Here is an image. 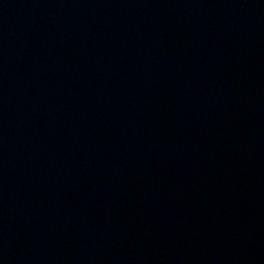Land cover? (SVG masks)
I'll list each match as a JSON object with an SVG mask.
<instances>
[{"label": "water", "instance_id": "obj_1", "mask_svg": "<svg viewBox=\"0 0 264 264\" xmlns=\"http://www.w3.org/2000/svg\"><path fill=\"white\" fill-rule=\"evenodd\" d=\"M0 264H264V0H0Z\"/></svg>", "mask_w": 264, "mask_h": 264}]
</instances>
